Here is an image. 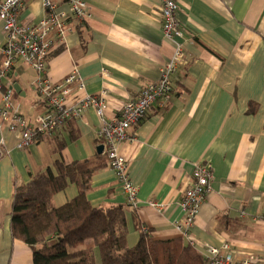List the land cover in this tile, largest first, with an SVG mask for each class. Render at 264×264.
Listing matches in <instances>:
<instances>
[{
    "label": "crops",
    "instance_id": "obj_1",
    "mask_svg": "<svg viewBox=\"0 0 264 264\" xmlns=\"http://www.w3.org/2000/svg\"><path fill=\"white\" fill-rule=\"evenodd\" d=\"M185 28L184 64L173 78L172 101L154 106L119 147L138 186L137 202L126 212L128 245L140 240L139 227L155 241L183 239L176 222L179 203L195 166L209 162L211 193L198 214L190 239L204 255L228 244L236 259L264 256V0H176ZM93 19L72 23L74 32L47 61L48 78L59 83L75 68L88 93L107 94L105 121L119 118L145 86L159 80L172 57L162 32L161 0H86ZM65 9V7H62ZM45 15L41 0L20 12L21 24L35 27ZM4 40L0 21V42ZM37 72L24 61L8 80L16 86L14 104L29 119L42 113L33 87ZM103 124L93 110L53 136L17 149L19 135L0 122V264H34L33 251L15 239L11 203L16 184L55 163L95 159ZM78 194L70 184L54 197L62 206ZM93 207L129 206L109 165L92 177ZM154 203L157 206H152ZM96 261L100 263L98 251Z\"/></svg>",
    "mask_w": 264,
    "mask_h": 264
},
{
    "label": "built area",
    "instance_id": "obj_2",
    "mask_svg": "<svg viewBox=\"0 0 264 264\" xmlns=\"http://www.w3.org/2000/svg\"><path fill=\"white\" fill-rule=\"evenodd\" d=\"M32 0H0V21L4 40L0 42V122L8 130L17 132V149L32 147L39 136H53L67 123L81 119L93 110L103 120L98 139L104 146L108 165L113 170L127 203L136 206L138 186L130 177V165L119 154V147L125 141H132L130 130L144 121L154 106L165 107L172 101L173 78L185 61L183 41L185 28L180 21V4L176 0H161L163 36L172 43L171 59L162 68L158 81L144 87L137 100L129 101L119 118L105 121L107 94L92 95L87 91L84 79L75 68L63 81L55 83L47 76V61L58 44H65L74 32L72 23H86L94 15L86 0H41L45 15L38 25L30 27L20 23V12ZM65 7V9H62ZM24 61L34 69L38 77L33 87L40 98L42 113L29 120L14 104V84L8 80L13 68ZM0 143V155H2ZM214 178L213 166L201 162L195 166L193 178L182 197L179 207L183 217L176 222L182 237L190 245L191 230L203 204L211 193ZM152 206H157L151 203ZM205 264H264V256H250L236 259L231 247L211 246L203 255Z\"/></svg>",
    "mask_w": 264,
    "mask_h": 264
},
{
    "label": "trees",
    "instance_id": "obj_3",
    "mask_svg": "<svg viewBox=\"0 0 264 264\" xmlns=\"http://www.w3.org/2000/svg\"><path fill=\"white\" fill-rule=\"evenodd\" d=\"M106 165L105 154L71 164L58 161L55 171L49 168L27 184L15 185L12 235L32 249L34 264H98L96 250L99 264H205L203 255L183 239L155 241L142 227L138 244L129 247L126 212L135 210L95 208L88 199L92 177ZM70 184L77 187V196L56 206L54 197Z\"/></svg>",
    "mask_w": 264,
    "mask_h": 264
},
{
    "label": "water",
    "instance_id": "obj_4",
    "mask_svg": "<svg viewBox=\"0 0 264 264\" xmlns=\"http://www.w3.org/2000/svg\"><path fill=\"white\" fill-rule=\"evenodd\" d=\"M14 88L16 89V86ZM97 151H98L99 154H103V152H104V146L103 145L99 146L98 149H97Z\"/></svg>",
    "mask_w": 264,
    "mask_h": 264
}]
</instances>
